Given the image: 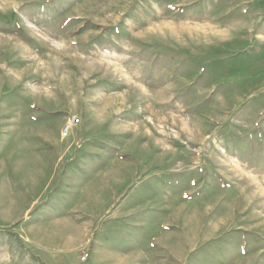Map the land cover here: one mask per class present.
I'll return each mask as SVG.
<instances>
[{
    "label": "rangeland",
    "instance_id": "374dc122",
    "mask_svg": "<svg viewBox=\"0 0 264 264\" xmlns=\"http://www.w3.org/2000/svg\"><path fill=\"white\" fill-rule=\"evenodd\" d=\"M0 264H264V0H0Z\"/></svg>",
    "mask_w": 264,
    "mask_h": 264
},
{
    "label": "built area",
    "instance_id": "2783aa9c",
    "mask_svg": "<svg viewBox=\"0 0 264 264\" xmlns=\"http://www.w3.org/2000/svg\"><path fill=\"white\" fill-rule=\"evenodd\" d=\"M76 121H78V119H77V118H76V119H74V117H71V118L69 119V123H67V124L65 125V127H64V132H66V131H67V129H70V128H72V127H73V125H75V124H76ZM83 258H85V256H84Z\"/></svg>",
    "mask_w": 264,
    "mask_h": 264
}]
</instances>
